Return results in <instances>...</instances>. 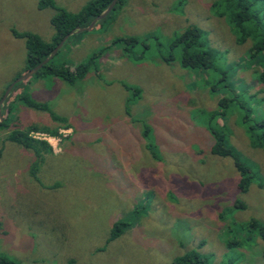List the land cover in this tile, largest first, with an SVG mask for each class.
Returning a JSON list of instances; mask_svg holds the SVG:
<instances>
[{"label":"rangeland","instance_id":"rangeland-1","mask_svg":"<svg viewBox=\"0 0 264 264\" xmlns=\"http://www.w3.org/2000/svg\"><path fill=\"white\" fill-rule=\"evenodd\" d=\"M90 1L54 3L77 14ZM216 1L121 0L55 57V65L73 67L106 48L84 80L68 85L36 75L15 83L27 73L26 47L11 32L50 43L57 10H39L38 0H0V99L15 83L0 110L11 119L0 130V256L19 264H170L195 252L206 264H264V241L244 229L251 219L264 226V150L251 147L243 123L251 113V120L264 118V85L257 80L264 59H246L249 42L238 45L225 20L213 15ZM188 25L201 30L217 70L241 94L242 108L229 106L218 123L226 125L228 146L256 171L245 193L232 159L211 154L206 116L226 96L212 91L217 74L161 60ZM23 98L45 104L56 120ZM30 126L60 127L56 137L35 135L53 156L43 152L37 160L4 141ZM118 222L122 234L107 243Z\"/></svg>","mask_w":264,"mask_h":264},{"label":"trees","instance_id":"trees-1","mask_svg":"<svg viewBox=\"0 0 264 264\" xmlns=\"http://www.w3.org/2000/svg\"><path fill=\"white\" fill-rule=\"evenodd\" d=\"M111 1L112 0H92L77 14H70L63 9L57 8L54 0H38L37 8L39 10H44L46 8L57 10L56 15L51 19L54 34L51 42L45 43L37 35L31 33L11 32L14 38L23 39L25 42L26 72L43 62L64 36L71 31L87 28L94 18L107 9ZM118 2H121V0H118ZM118 2L115 4L114 8L117 6ZM211 10L214 16L225 20L238 45H243L249 42V48L246 55V59L250 60L249 62L264 59V0H218L212 4ZM69 38L64 42L63 46ZM122 41L123 40L121 39L114 40V42ZM124 41L125 43H135L137 40L125 39ZM104 51H106V48L94 53L89 59V62L75 65L73 67H67L66 63L55 65L53 61L57 56L56 54L35 75L39 77H55L66 82L68 85H74L77 81L85 79L90 69H92L91 67L94 64L96 57ZM161 60L167 64L177 60L182 69L194 71L212 69L217 74L218 79L215 81L212 91H217V89H219L218 91H223L226 96L219 99L217 110L208 112L206 116V128L214 138V144L211 147V154L217 157H229L232 159L233 165L240 177L238 183L239 192L245 193L250 186L252 179L256 175V171L252 170L251 166L244 162L240 156L228 146L226 141V125H220L218 123L219 119L225 121L224 118L229 106H232V109L234 110L237 109V106L242 108V104L236 102L240 99L241 94H236L234 84L228 82L229 79L227 72L220 70V68L219 71L217 70L214 50L204 40L201 30L197 26L188 25L183 31L176 33L174 39L170 43L168 56L161 57ZM257 80L260 84L264 85V66L259 73ZM126 89L128 88L126 87ZM23 97L27 98L26 96ZM24 98L23 103H25L28 108L46 111L54 120H56V116L45 104H38ZM13 104L14 103L11 102L7 104V117L12 113L14 107ZM126 113L129 115V110H127V108ZM250 116L252 117V113L245 115L243 119V123H248L247 135L249 137L250 145L253 148L264 150V118L255 115V120H251ZM1 119L0 130H5L8 127L9 122H11V119L3 118L2 116ZM59 128L48 131L39 130L30 126L26 131H11L4 137V141L18 144L21 147L32 151L37 160H42V153L45 152L51 154L50 151L52 149L45 140L34 139L31 136V133H42L47 134L50 137H56L58 135L57 129ZM67 129L69 128H65L64 130ZM149 131V128L144 126L143 137L145 139L148 138ZM146 147L147 150L150 151L152 157L157 159V154L154 152L151 144H147ZM1 155L2 148H0V158ZM234 206L239 209L244 208L241 203L237 202ZM121 223L118 222L113 225L107 243L117 239L122 234L123 230H121V225L124 226V223ZM244 229L255 232L256 235L264 241V226L256 220H249L245 223ZM230 245L231 242L228 243V247ZM239 245L240 242L238 241L233 243V246ZM262 255L264 259V250L262 251ZM205 261L206 260L197 253L188 252L183 256L175 258L170 264H206ZM0 264L19 263L6 256H0Z\"/></svg>","mask_w":264,"mask_h":264},{"label":"water","instance_id":"water-1","mask_svg":"<svg viewBox=\"0 0 264 264\" xmlns=\"http://www.w3.org/2000/svg\"><path fill=\"white\" fill-rule=\"evenodd\" d=\"M118 2V0H112L111 3L109 4V6L107 7V9L102 12V14H100L99 16H97L96 18H94L92 20V22L89 24V26L87 28H82V29H78L75 31H71L69 34H67L66 36L63 37V39L56 45V47L52 50L51 54L43 61L41 62L39 65H37L36 67H34L31 70H28L27 73L22 76L21 78H19L18 80H16L15 83H17L18 81H24L26 79H28L29 77H31L32 75H35L44 65H46L56 54L57 52L62 48L64 42L74 33H83V32H90L94 29L96 23L102 19H104L114 8L115 4ZM15 83L11 84L9 86V88L6 90V92L4 93V95L2 96V98L0 99V110H1V105L4 102V100L7 98L9 92L11 91L12 87L15 85ZM2 119H1V115H0V123H1Z\"/></svg>","mask_w":264,"mask_h":264},{"label":"built area","instance_id":"built-area-1","mask_svg":"<svg viewBox=\"0 0 264 264\" xmlns=\"http://www.w3.org/2000/svg\"><path fill=\"white\" fill-rule=\"evenodd\" d=\"M37 134H42V133H31V136H32L34 139L43 140L42 138H37V136H35V135H37ZM42 135H43V134H42ZM44 135H46V134H44Z\"/></svg>","mask_w":264,"mask_h":264},{"label":"crops","instance_id":"crops-1","mask_svg":"<svg viewBox=\"0 0 264 264\" xmlns=\"http://www.w3.org/2000/svg\"><path fill=\"white\" fill-rule=\"evenodd\" d=\"M66 66H67V65H66ZM50 153H51V154H50L51 156H53V155H54V152H53V150H51V151H50Z\"/></svg>","mask_w":264,"mask_h":264}]
</instances>
